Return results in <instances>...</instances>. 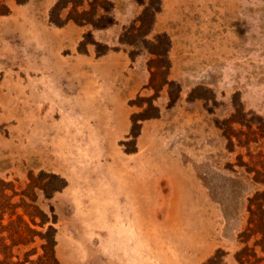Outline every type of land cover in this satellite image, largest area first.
<instances>
[{
	"label": "rangeland",
	"instance_id": "374dc122",
	"mask_svg": "<svg viewBox=\"0 0 264 264\" xmlns=\"http://www.w3.org/2000/svg\"><path fill=\"white\" fill-rule=\"evenodd\" d=\"M230 169L264 173V0H0L1 261L43 254L34 200L59 264H264Z\"/></svg>",
	"mask_w": 264,
	"mask_h": 264
},
{
	"label": "trees",
	"instance_id": "16d2710c",
	"mask_svg": "<svg viewBox=\"0 0 264 264\" xmlns=\"http://www.w3.org/2000/svg\"><path fill=\"white\" fill-rule=\"evenodd\" d=\"M234 124H235L234 121H231L229 123L230 134L233 133ZM132 133L133 132H131V135H133V137H136L137 134L134 135ZM228 139L233 145L234 149L236 148V146L238 147V151L244 148V145H240V144H243V142L241 141L239 137L234 136L232 134L231 136L229 135ZM233 151L235 150H232L231 152ZM237 159H238V167L240 168L247 167V164L243 161L244 156L242 154H238ZM230 171L234 176L232 178H229L228 180H230L234 184L240 183L241 178H244L247 180L248 175L252 173H255L258 176L264 177V173H260L257 170H246L245 172H237V171L230 169ZM200 177L203 183L205 184V186L207 187L211 198L215 202H217L222 208L223 216L225 220V226L227 228V225L229 224V221L231 219V210H230L229 204L225 202L223 197L226 195V193H228V190H229V194L227 197H231L232 199H234L236 198L238 190L235 187L232 189L225 188L224 186L219 188V186L215 182H213V178L209 176L208 172H206L205 174H201ZM254 179H257V178H254ZM61 181L62 183L58 184L57 186H53V187L46 186V188L39 187V189H42V191L44 192L45 198L51 199L56 192L60 191L66 186V181L64 179H62ZM262 183H264V181H262ZM46 185H49V184H46ZM35 187H38V186L30 185V188L35 189ZM25 196H27V194H25ZM258 196L259 195H256L255 196L256 198L248 197L246 199L249 203V211L253 219L250 221V225L246 228V230L240 233V236H243V235L247 236V232L251 233L252 235L259 234V235L264 236V196L262 198ZM31 201L32 203L34 202V200H31ZM253 202H256V204H254L255 205L254 210H252ZM32 203L28 202L27 204H25L26 214L29 215L31 223L33 225H38L41 228V230L37 231V230L31 229L30 224L25 223V228H22L21 230H17L15 232L16 239H17V243L15 245L16 246L28 245L31 242V238H29L28 234H35L43 241V244H42L43 254L38 256L36 260H30L31 256L34 255L35 252H25L23 261H21L20 257H17V261L11 262V260L15 256L12 255L11 252L9 254L2 252L4 255V261L0 260V264H6V261L8 264H59L56 258V255H55V246H56L55 232L56 231L52 225H49L50 217L48 214L40 213L38 211V208ZM51 211L54 217L55 214L52 209ZM37 213H40V214H37ZM38 217L41 220L40 222H36V219ZM0 220H3V216L0 217ZM53 221L56 222V220H53ZM239 261L242 264L244 263L241 259H239ZM221 263H222V257L220 256L219 253H217L204 264H221ZM247 263L251 264V262H247Z\"/></svg>",
	"mask_w": 264,
	"mask_h": 264
}]
</instances>
